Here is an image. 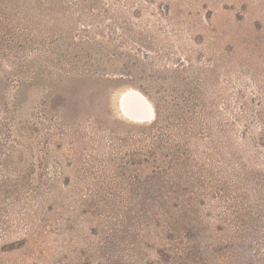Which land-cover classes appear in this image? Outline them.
I'll return each instance as SVG.
<instances>
[{
  "label": "rangeland",
  "instance_id": "374dc122",
  "mask_svg": "<svg viewBox=\"0 0 264 264\" xmlns=\"http://www.w3.org/2000/svg\"><path fill=\"white\" fill-rule=\"evenodd\" d=\"M183 246L264 264V0H0V264Z\"/></svg>",
  "mask_w": 264,
  "mask_h": 264
},
{
  "label": "bare ground",
  "instance_id": "6f19581e",
  "mask_svg": "<svg viewBox=\"0 0 264 264\" xmlns=\"http://www.w3.org/2000/svg\"><path fill=\"white\" fill-rule=\"evenodd\" d=\"M126 92H132L134 94V97H130L122 103V108H123V111H122L120 109V105H119V98L121 95L125 94ZM142 98L147 100L149 106L143 102ZM118 108H119L120 115L124 119L131 121L133 123H140V124L151 123L154 120H156V118H157L156 109H155L153 103L151 102V100L140 89H138L136 87H127V88L121 90V92L119 93V96H118ZM132 109L144 110L147 114H150L152 116L151 120H149L147 122H137L136 120H133L128 115V113Z\"/></svg>",
  "mask_w": 264,
  "mask_h": 264
},
{
  "label": "trees",
  "instance_id": "16d2710c",
  "mask_svg": "<svg viewBox=\"0 0 264 264\" xmlns=\"http://www.w3.org/2000/svg\"><path fill=\"white\" fill-rule=\"evenodd\" d=\"M158 115V112H157ZM160 253V257L163 260H178L177 264H190L191 256L193 254H195V252L193 251V249L190 248V246H183V247H179L177 250H174L173 252H169L167 251V249L162 248L159 250Z\"/></svg>",
  "mask_w": 264,
  "mask_h": 264
},
{
  "label": "water",
  "instance_id": "95a60500",
  "mask_svg": "<svg viewBox=\"0 0 264 264\" xmlns=\"http://www.w3.org/2000/svg\"><path fill=\"white\" fill-rule=\"evenodd\" d=\"M130 97H134V94L132 92H126L125 94L121 95L119 98V105H120V109L123 111L122 108V103L130 98ZM143 102L149 106L147 100H145L144 98H142ZM128 115L133 119L136 120L137 122H147L149 120H151L152 116L150 114H147L144 110H134L132 109Z\"/></svg>",
  "mask_w": 264,
  "mask_h": 264
}]
</instances>
